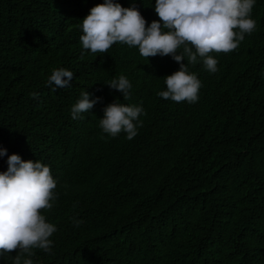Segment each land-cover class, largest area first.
Instances as JSON below:
<instances>
[{
    "label": "trees",
    "instance_id": "16d2710c",
    "mask_svg": "<svg viewBox=\"0 0 264 264\" xmlns=\"http://www.w3.org/2000/svg\"><path fill=\"white\" fill-rule=\"evenodd\" d=\"M103 2L0 0V172L16 154L56 181L53 207L40 214L57 230L50 252L33 249V264H264V0L236 50L210 53L215 73L199 57L188 65L201 82L195 103L157 95L180 69L171 56L146 59L121 43L83 49L79 25ZM114 2L148 25L159 20L155 0ZM60 68L74 76L53 91ZM121 75L127 100L107 86ZM82 91L100 100L74 120ZM112 103L142 107L132 140L100 128Z\"/></svg>",
    "mask_w": 264,
    "mask_h": 264
},
{
    "label": "clouds",
    "instance_id": "9594fccd",
    "mask_svg": "<svg viewBox=\"0 0 264 264\" xmlns=\"http://www.w3.org/2000/svg\"><path fill=\"white\" fill-rule=\"evenodd\" d=\"M254 4L255 0H155L159 20L148 25L135 6L125 8L114 0H104L91 8L79 25L83 32L80 42L91 53H106L113 44L121 43L137 47L146 59L171 56L180 69L163 78L167 90L157 95L177 103H195L201 82L188 71V65H195L199 57L205 69L215 73L218 61L210 53L232 52L245 34L254 31L256 22L250 18ZM185 57L186 65L182 63ZM73 76L70 70L53 69L48 84L55 85L53 91L66 88ZM107 86L121 92L124 100L130 98L131 84L125 76L112 79ZM99 100H90L89 94L82 91L71 107L72 119L89 112ZM103 112L99 126L104 133L115 137L123 131L128 140L138 134L134 121H138L142 107L112 103ZM6 155L7 150L0 149V157ZM7 165V171L0 172V256L17 252L13 264H33V249L50 252L49 238L57 230L40 214V210L53 207L56 181L50 167L40 161H23L13 154L8 156ZM80 223L76 221L77 226Z\"/></svg>",
    "mask_w": 264,
    "mask_h": 264
}]
</instances>
